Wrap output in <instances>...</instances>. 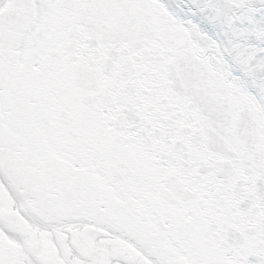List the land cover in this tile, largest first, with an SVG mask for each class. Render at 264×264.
Listing matches in <instances>:
<instances>
[{
  "label": "snow or ice",
  "instance_id": "obj_1",
  "mask_svg": "<svg viewBox=\"0 0 264 264\" xmlns=\"http://www.w3.org/2000/svg\"><path fill=\"white\" fill-rule=\"evenodd\" d=\"M0 264H264V0H0Z\"/></svg>",
  "mask_w": 264,
  "mask_h": 264
}]
</instances>
